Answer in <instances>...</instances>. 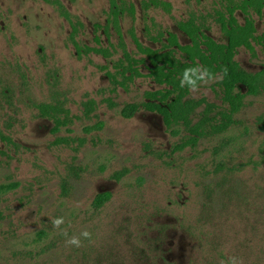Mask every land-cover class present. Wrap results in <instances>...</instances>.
<instances>
[{"label": "rangeland", "instance_id": "1", "mask_svg": "<svg viewBox=\"0 0 264 264\" xmlns=\"http://www.w3.org/2000/svg\"><path fill=\"white\" fill-rule=\"evenodd\" d=\"M58 1L81 24V45L97 46L96 36L103 47L119 44L114 29L95 32L107 23L109 0ZM126 1L136 12L120 21L130 52L132 27L155 49L151 37L160 30L189 44L177 23L192 14L226 42L216 22L222 0H162L170 12ZM236 17L244 23L241 11ZM253 17L262 35L264 11ZM71 33L53 3L0 0V264H227L230 257L264 264V92L246 98L228 133L179 151L185 135L172 136L161 116L144 109L132 119L121 115L126 104L162 87L140 78L114 89L102 69L114 72L111 64L99 55L78 57ZM255 48L236 56L252 74L264 70V49ZM217 81L190 98L223 106ZM56 102L68 124L53 133V120L37 106ZM224 140L231 144L216 156ZM105 193L112 198L96 210ZM55 217H64L61 229L53 228ZM85 230L92 238L82 247L65 243Z\"/></svg>", "mask_w": 264, "mask_h": 264}, {"label": "trees", "instance_id": "2", "mask_svg": "<svg viewBox=\"0 0 264 264\" xmlns=\"http://www.w3.org/2000/svg\"><path fill=\"white\" fill-rule=\"evenodd\" d=\"M57 6L60 14L65 17L72 27L71 40L78 57L90 54L102 56L111 64L114 72L109 70V65L102 67L106 76L117 89L121 86L128 89L129 84L140 78L151 79L161 86L156 91L145 93V101L142 103L126 104L121 111L125 119H132L141 109L161 116L164 125L174 137L185 135L177 150L182 151L188 147L195 148L200 140L209 137L220 136L228 133L237 125L235 117L245 107L248 96H258L264 92V70L255 74L245 71L236 56L239 49L245 48L255 54V44L264 49V32L257 34L253 14L259 18L263 16L264 0H222L221 9L216 10V22L220 25L226 42L220 43L206 33L204 17L192 14L187 20L177 23L178 29L189 39V44H182L176 33L169 30L158 31L151 37L159 48L144 45L132 27L129 31L136 52H130L121 31V18L127 13L135 19V6L126 0H109L110 11L106 25H95V32L103 30L107 36L111 29L118 35L119 44L103 47L99 36L95 37L97 46L81 45L77 40L81 24L74 22L72 15L58 0H43ZM144 9L163 8L170 12L171 5L162 0H143ZM241 11L245 15V21L240 24L236 12ZM148 33L151 34L150 30ZM116 54L121 56L114 60ZM210 68L220 74L217 85L221 89L223 106L208 103L206 99L194 100L186 88L179 86L182 71L196 63ZM223 68H227V75L223 74ZM146 71L144 73L143 71ZM246 91L243 92L242 89ZM204 107L198 112L199 108ZM42 117L53 120L55 126L53 133H58L62 126L68 124L67 112L61 102L54 105L39 104L37 106ZM66 114V116H65ZM102 125L86 129L91 132ZM264 130V123L262 126ZM231 144L224 140L220 146L214 148V154L219 156L224 149ZM264 158V146L260 150ZM224 164L217 166L218 172L223 170ZM9 188H14L10 186ZM110 193L100 194L94 201L96 210H100L110 199Z\"/></svg>", "mask_w": 264, "mask_h": 264}, {"label": "clouds", "instance_id": "3", "mask_svg": "<svg viewBox=\"0 0 264 264\" xmlns=\"http://www.w3.org/2000/svg\"><path fill=\"white\" fill-rule=\"evenodd\" d=\"M222 71L224 75H227V68H223ZM219 78H222L220 74L213 72L210 68L200 65L197 62L195 66L187 67L182 71L179 86L186 88L190 93H197L202 86L209 85ZM51 223L54 229H61V226L65 224V219L64 217H55L51 220ZM62 234L67 237V229H63ZM91 238L92 234L85 230L78 236L73 235L68 237L65 243L69 246L79 248L83 246V240H91ZM227 264H243V261L237 257H230Z\"/></svg>", "mask_w": 264, "mask_h": 264}]
</instances>
